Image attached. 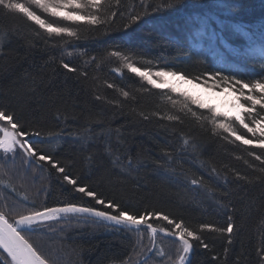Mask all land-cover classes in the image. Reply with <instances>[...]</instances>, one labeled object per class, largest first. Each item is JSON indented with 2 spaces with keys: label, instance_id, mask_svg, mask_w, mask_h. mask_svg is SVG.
<instances>
[{
  "label": "trees",
  "instance_id": "1",
  "mask_svg": "<svg viewBox=\"0 0 264 264\" xmlns=\"http://www.w3.org/2000/svg\"><path fill=\"white\" fill-rule=\"evenodd\" d=\"M13 2L76 33L50 34L0 7V110L33 145L119 210L167 215L193 231L201 239L186 236L191 264H264V149L218 127L227 122L249 138L235 115L227 119L185 93L149 84L127 66L174 71L202 86L227 79L230 91L237 80L264 83V0H98L84 12L95 24L54 17L30 0ZM252 116L264 119V108L257 104ZM12 156L0 149V211L10 221L68 203L102 207L51 165L26 162L19 148ZM83 215L44 222L27 239L47 264H138L150 254L147 227ZM229 222L231 233L223 230ZM148 223L157 247L147 264H175L181 243L162 231L179 230L155 215ZM159 246L168 258L158 257ZM0 264H12L2 250Z\"/></svg>",
  "mask_w": 264,
  "mask_h": 264
},
{
  "label": "snow or ice",
  "instance_id": "2",
  "mask_svg": "<svg viewBox=\"0 0 264 264\" xmlns=\"http://www.w3.org/2000/svg\"><path fill=\"white\" fill-rule=\"evenodd\" d=\"M30 2L45 12L50 13L52 16H62L66 21H80L84 20L89 24H95L99 21L95 15H85L84 12L89 7L96 8L98 6V0H30ZM0 7L8 10L9 12L22 13L28 20L34 21L42 29H46L50 34L56 35L65 34L68 37L76 35L74 31L69 30L67 27H54L50 23H46L40 16L36 15L34 11L23 3L13 2V0H0ZM115 55V54H114ZM69 72L74 71L68 64L63 65ZM133 72H139V74L147 80L149 84L164 83L160 78L165 76L176 77L185 83H192L191 80H187L183 75H179L177 72L171 71H157L154 74L152 72H141L138 68L133 67L131 64L127 65ZM238 87H232L231 91L237 93L233 107L238 111L236 112L234 119L250 133L249 138L237 134L236 130L230 126L227 122L218 124V127L223 129L224 132L235 136V139L240 141L244 145H250L255 142V145L261 149H264V119H256L252 114L256 111V105L259 104L261 108H264V83H255L251 86L241 83L240 80L235 81ZM204 87L212 89H220L223 92L229 91L230 85L227 79H224L223 85L219 83H212L211 85L205 83ZM244 88H249V94H245ZM259 89L261 95L258 97L255 95L256 90ZM175 91V88H173ZM182 95L184 93H181ZM127 95V94H125ZM248 102V103H245ZM203 106V105H201ZM245 114L251 118V124L246 120ZM227 119V113H222ZM0 121H6L8 127L0 128V149L4 153H12V158H15L17 147L24 153L28 160L31 162L32 157H36L39 162H45L51 165V168L56 169L62 176V182H66L68 185L74 187L75 192L80 193L84 197H89L95 201L96 205L102 206L96 208L92 206H78L74 203H68L61 207H45L44 210H34L29 214H19V218L14 221H10L7 215L0 211V249H3L11 258L12 264H46V260L38 254V250L29 243L27 234L31 232L39 231L40 227L44 226V222L55 221L57 219L77 218L69 217V214H86L79 219L88 220L90 217L95 218V222L107 221L117 226L128 225L139 228L141 225H146L152 233H156V228L153 227L148 220L153 215L157 219H163L168 224L173 225L175 229H178V238L182 242V253L180 256L179 264H191L189 253L193 249V245L189 242L187 237H192L195 240L201 238L193 231H188L182 227L180 223H176L170 219L167 215H160L158 213H145L143 215H129L124 210H119V205L112 201H106L104 198L98 196V194L90 190L83 184H78L76 178L67 174L64 166L60 165L55 159L48 154H45L42 150H38L32 141L28 139V132L21 126L13 115L8 112L0 110ZM34 135L39 136V132H35ZM261 159L260 156L256 157ZM0 162H6L4 157H0ZM41 168L43 164L39 165ZM107 209V210H103ZM231 218L229 217V221ZM205 227H209L205 225ZM131 230V228H129ZM217 230V229H213ZM228 233L233 231V225L231 222L227 223L226 229H223ZM170 235L172 233H169ZM205 248L208 245L203 244ZM151 258V257H149ZM147 264V260L144 261Z\"/></svg>",
  "mask_w": 264,
  "mask_h": 264
},
{
  "label": "rangeland",
  "instance_id": "3",
  "mask_svg": "<svg viewBox=\"0 0 264 264\" xmlns=\"http://www.w3.org/2000/svg\"><path fill=\"white\" fill-rule=\"evenodd\" d=\"M158 71H164V70H158ZM157 72H152L153 74ZM164 81V83H159V80L156 84L159 87H169L173 90L175 88L176 92L185 93L187 94V97H192L193 100H195L196 103L203 105V106H210L215 108V112L218 114L227 113L228 116L235 115L238 111L236 108L233 107V104L235 102V95L232 91L223 92L221 90H214L206 88L202 85H198L194 82L192 83H185L182 80H179L176 77L172 76H165L160 78ZM182 249V243L180 245ZM173 251L174 249L171 248ZM158 251V257L160 259L162 258H168L166 254L161 250V246L157 248ZM178 251V250H176ZM175 251V252H176ZM180 255L178 253V258L175 262V264H179L180 256L184 255L182 251H179Z\"/></svg>",
  "mask_w": 264,
  "mask_h": 264
},
{
  "label": "water",
  "instance_id": "4",
  "mask_svg": "<svg viewBox=\"0 0 264 264\" xmlns=\"http://www.w3.org/2000/svg\"><path fill=\"white\" fill-rule=\"evenodd\" d=\"M115 72V74L117 75V76H119V77H121L122 76V73L120 72V71H114ZM0 128H2L1 126H0ZM3 151V150H2ZM31 162H34V163H37V162H35V160H34V158L32 157L31 158ZM113 224V223H112ZM115 225V224H114ZM126 226H128V225H126ZM130 228H132V229H136L134 226H129ZM140 227H147L146 225H141ZM157 233V232H156ZM156 233H152V235H153V237H154V244H153V248H152V250H151V252H150V254L147 256V257H145V259L144 260H147L151 255H153V253H154V251H155V249H156V244H157V241H156ZM169 233H171V232H167V231H162V234L165 236V237H167V238H169V239H172V240H176V241H178V242H180V243H182L181 241H180V239L178 238V235L177 234H174V233H172L171 235L169 234ZM190 242V241H189ZM30 243V242H29ZM2 251H4L3 249H1ZM192 251H193V249L191 250V252L188 254L189 255V257H190V255H191V253H192ZM5 252V251H4ZM6 253V252H5ZM7 254V253H6ZM39 254V253H38ZM8 255V254H7ZM10 258V257H9ZM11 259V258H10ZM143 260V261H144ZM142 261V262H143ZM46 264H47V262H46Z\"/></svg>",
  "mask_w": 264,
  "mask_h": 264
},
{
  "label": "flooded vegetation",
  "instance_id": "5",
  "mask_svg": "<svg viewBox=\"0 0 264 264\" xmlns=\"http://www.w3.org/2000/svg\"><path fill=\"white\" fill-rule=\"evenodd\" d=\"M17 149H18V147H17ZM17 149H16V150H17Z\"/></svg>",
  "mask_w": 264,
  "mask_h": 264
}]
</instances>
